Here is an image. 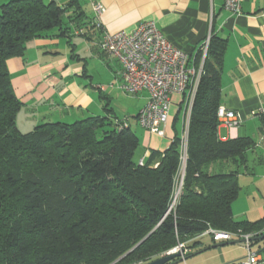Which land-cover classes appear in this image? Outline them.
<instances>
[{"label":"trees","instance_id":"16d2710c","mask_svg":"<svg viewBox=\"0 0 264 264\" xmlns=\"http://www.w3.org/2000/svg\"><path fill=\"white\" fill-rule=\"evenodd\" d=\"M69 8L44 0L0 6V264H148L210 228L253 234L251 245L258 242L264 218L251 223L233 216L238 177L250 172L247 154L255 143L249 137L219 138L226 41L216 35L190 118L175 212L169 208L181 131L168 149L152 151L140 165L134 159L139 136L130 127L119 130L123 120L109 115L45 123L28 133L18 128L22 103L7 62L24 57L33 40L67 36ZM201 58L199 52L192 63L198 67ZM260 122L264 132V115ZM217 163L230 164L229 171L210 172Z\"/></svg>","mask_w":264,"mask_h":264},{"label":"crops","instance_id":"0c3cea01","mask_svg":"<svg viewBox=\"0 0 264 264\" xmlns=\"http://www.w3.org/2000/svg\"><path fill=\"white\" fill-rule=\"evenodd\" d=\"M49 1L70 7L65 18L67 36L33 40L24 57L7 62L15 94L22 103L18 128L28 133L45 123H73L109 115L114 121L128 118V127L141 142L143 154L139 163L146 161L152 151L168 149L176 131L183 132L181 96L172 97L164 136L143 129L137 115L146 105L148 94L131 98L119 88L122 67L100 49L102 31L92 29L93 0ZM100 1L105 9L100 22L108 33H131L141 23L153 21L175 47L193 59L209 35L225 40L220 67L221 106L238 113L243 121L235 131L219 126V138L227 141L250 137L253 128L258 129L264 115V0H241V14L226 10L225 0ZM80 29L83 33L77 34ZM96 74L100 80L94 82ZM96 84L106 86L100 91ZM123 96L131 98L126 105L121 101ZM107 107L113 112H106ZM255 111L263 112L253 117ZM254 152L249 151L247 158ZM256 154L251 156L253 160H247L250 172L242 170L238 177L240 192L232 205L238 221L254 223L264 218V172L255 171L261 163ZM229 169L230 164L217 163L210 167V172ZM257 244L259 251L254 252L264 260V240L252 244V251ZM186 247L183 260L177 264H231L248 253L242 239L215 242L210 235H200Z\"/></svg>","mask_w":264,"mask_h":264},{"label":"built area","instance_id":"2783aa9c","mask_svg":"<svg viewBox=\"0 0 264 264\" xmlns=\"http://www.w3.org/2000/svg\"><path fill=\"white\" fill-rule=\"evenodd\" d=\"M93 25L102 31L100 49L116 59L121 67L119 88L126 95L137 97L148 94L146 105L139 111L137 121L148 132L164 136L172 107V97L181 96L180 110L183 115L181 134L180 169L175 179L169 210L175 211L183 193L185 171L188 160V137L190 118L197 91L204 74V63L208 55L212 35H209L201 47L202 60L195 66L188 53L175 47L153 21L141 23L133 32L121 31L108 33L103 31L100 19L105 11L100 0H93ZM224 8L234 14L242 13L241 0H225ZM80 29L77 34H82ZM263 111L253 112L258 116ZM219 126L235 131L242 124V117L233 110L220 106L217 112ZM128 118L119 125V130L128 127ZM140 165L144 161H140ZM203 235L212 236L215 242L242 239L247 248V256L231 264H264L259 254L252 251L253 234L233 233L208 229Z\"/></svg>","mask_w":264,"mask_h":264},{"label":"rangeland","instance_id":"374dc122","mask_svg":"<svg viewBox=\"0 0 264 264\" xmlns=\"http://www.w3.org/2000/svg\"><path fill=\"white\" fill-rule=\"evenodd\" d=\"M9 1L10 0H0V6L2 4H5V3L9 2ZM44 1L46 3H50L51 2L49 0H44ZM94 80H95L94 82H96V81L100 80V77L96 74ZM95 86H96V89H98L100 91L101 90L103 91L104 90L103 88L106 85L96 84ZM130 97L132 98V96H130ZM131 98H129L128 96H123V99H121V101H122V103L124 105H126L125 103H127V101L129 99H131ZM179 126H180V124H179ZM180 130H181V127H180ZM249 138H251V140L255 143V147L252 150L255 151L254 153H257L256 155H258V158L261 159V163H259L258 166L255 167V171L258 172V173L264 172V162H262V160H264V152H262L263 149H264V132H263V130L261 128V124L260 123H259V126H258V129L257 130L255 128H253L252 132L250 133V137ZM140 150H141V147L138 148L137 154H136L137 156L134 158L136 162H138V160H139L138 158H140L142 156V154H143ZM254 153L251 154L250 157L248 156L249 159L247 158V160H250V161L253 160V158L251 156L254 155ZM253 170H252V172H253ZM169 212H175V211H173L171 209V210H169ZM201 235H203V234H201ZM198 236H200V235H198ZM186 246L187 245L185 243L184 244H179L174 249H171L166 255H170V254H174V253H181L182 250H184L183 256L181 258V259H183L184 258V255L186 254V248H187ZM253 248H254L253 252L254 251L255 252L259 251L258 244L257 245H254ZM262 254H264V251L262 252ZM166 255H163V256H166ZM177 260H179V259H177ZM120 261H121V259H119V260H117V261H115V262H113L111 264H117V263H120Z\"/></svg>","mask_w":264,"mask_h":264},{"label":"water","instance_id":"95a60500","mask_svg":"<svg viewBox=\"0 0 264 264\" xmlns=\"http://www.w3.org/2000/svg\"><path fill=\"white\" fill-rule=\"evenodd\" d=\"M260 240H264V236L260 238ZM184 250L181 253H174L166 256H162L154 261H151L148 264H177L178 262L182 261ZM179 259V260H177Z\"/></svg>","mask_w":264,"mask_h":264}]
</instances>
